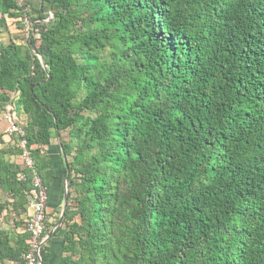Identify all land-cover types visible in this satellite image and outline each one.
<instances>
[{
	"label": "trees",
	"instance_id": "16d2710c",
	"mask_svg": "<svg viewBox=\"0 0 264 264\" xmlns=\"http://www.w3.org/2000/svg\"><path fill=\"white\" fill-rule=\"evenodd\" d=\"M23 1L26 43H0L33 163L0 132L11 210L33 174L48 194L57 140L75 264H264V0ZM20 16L0 0V34ZM27 238L0 228V264H23Z\"/></svg>",
	"mask_w": 264,
	"mask_h": 264
},
{
	"label": "built area",
	"instance_id": "2783aa9c",
	"mask_svg": "<svg viewBox=\"0 0 264 264\" xmlns=\"http://www.w3.org/2000/svg\"><path fill=\"white\" fill-rule=\"evenodd\" d=\"M16 5L20 11L19 21L22 25L29 26V20L27 18L28 9L23 0H16ZM3 118L5 120L8 135H16L21 138L19 147L24 151L21 154L23 160V166L29 170H32L33 163L29 159V153L25 151V140L23 130L17 125L16 115L12 111L11 104L5 106L3 112ZM17 123V124H16ZM47 189L42 184L41 180L33 174L32 189L27 195L28 210H31L30 216L25 221V231L27 233V250L23 255V264H42V249L47 240V233L45 231V218H46V205H47Z\"/></svg>",
	"mask_w": 264,
	"mask_h": 264
},
{
	"label": "crops",
	"instance_id": "0c3cea01",
	"mask_svg": "<svg viewBox=\"0 0 264 264\" xmlns=\"http://www.w3.org/2000/svg\"><path fill=\"white\" fill-rule=\"evenodd\" d=\"M32 3L35 4L34 1H32ZM1 119L2 118L0 117V126L2 127L3 125L5 128L2 131V133H4L3 139L5 138L4 140H7V142H5L4 140L3 141L5 143H10V139H12V136L6 133V123L5 121H1ZM43 153L48 156L56 176V179H54L51 183L46 205L45 229L47 233V240L43 245V253L47 255V261L45 264H75V257H71L70 254L63 251V247L65 246L63 241L64 231H62L61 229V223L59 221L60 219L57 221V219L55 218L57 216L56 212L59 208H61L60 203L62 202V196L66 185V167L64 164V160L60 154L59 144H55L54 140H52L50 146L43 149ZM4 196L6 197L5 194ZM24 214H27L26 217H28L29 211L27 210V212ZM55 230L57 231V233L54 234Z\"/></svg>",
	"mask_w": 264,
	"mask_h": 264
},
{
	"label": "rangeland",
	"instance_id": "374dc122",
	"mask_svg": "<svg viewBox=\"0 0 264 264\" xmlns=\"http://www.w3.org/2000/svg\"><path fill=\"white\" fill-rule=\"evenodd\" d=\"M49 18H51L50 15H49ZM6 27H7V29H5V31H2L0 34V43L3 46H6L10 42H14L17 45H24L27 41L26 37H27L28 33H30L32 31L30 24H29V26L22 25V23L19 21V19H17V20L6 19ZM29 36H31V35L29 34ZM35 37H37L36 33H35ZM7 103L8 102H6L4 104L0 103V108H2V106L7 105ZM0 116L2 118L1 121L4 122L5 120H4L3 116L2 115H0ZM16 118L19 122L18 125L23 126L25 123V117L23 115H17L16 114ZM0 128H1L0 129L1 132L5 129L3 125H2V127L0 126ZM64 136L65 135L62 134V137H64ZM5 142H7V140ZM14 142L15 141L10 139V143H5V144H7V146H3V148H9V146H12L13 145L12 143H14ZM54 143L58 144L59 142L57 140H54ZM12 147H14V145ZM6 159H8V157ZM8 160L11 163L12 162L13 163L18 162L20 164L18 157H12V158H9ZM68 161H69V159H68ZM66 184H67V182H66ZM66 192H67V186H65V188H64V192H63V196H62V202L60 203L61 208L58 209V211L56 212L57 216L55 217L57 219V221L60 219V223H61L62 217H63L62 213H63V207H64V196L67 194ZM3 196H4V194L0 191V204H6L7 205L6 209L0 214V224H1L0 228H1V230L5 231L9 235L17 236L19 234H22L24 231V228H25V221L27 220V217H26L27 214L22 213L21 210L18 212V214H15L11 210V206H10L11 202H8L9 200L7 199V197H5V196L3 197ZM66 205H67V199H66ZM72 209L75 210L74 208H72ZM28 211H29L28 216H30V214L32 212H31V210H28ZM74 221L79 222V218L75 217ZM60 226H61L62 231L65 232L66 226L64 224H62V225L60 224ZM76 258L77 257H75V259ZM8 264H14V263H8Z\"/></svg>",
	"mask_w": 264,
	"mask_h": 264
},
{
	"label": "water",
	"instance_id": "95a60500",
	"mask_svg": "<svg viewBox=\"0 0 264 264\" xmlns=\"http://www.w3.org/2000/svg\"><path fill=\"white\" fill-rule=\"evenodd\" d=\"M66 186V185H65ZM65 206H66V195L64 196V207H63V211L65 209ZM60 221V220H59Z\"/></svg>",
	"mask_w": 264,
	"mask_h": 264
}]
</instances>
